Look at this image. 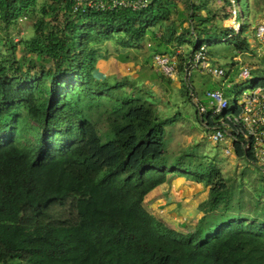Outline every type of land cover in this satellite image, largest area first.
<instances>
[{"label":"trees","instance_id":"trees-1","mask_svg":"<svg viewBox=\"0 0 264 264\" xmlns=\"http://www.w3.org/2000/svg\"><path fill=\"white\" fill-rule=\"evenodd\" d=\"M149 1L140 10L74 11L73 0H0V23L7 27L37 17L33 36L21 41L26 55L17 57L13 41L10 55H0V264H264V221L258 217L232 213L201 239L221 203L227 210L221 208L220 217L231 211L220 170H201L186 162V154L171 162L166 119L126 90V80L111 83L97 74L99 60L111 57L102 53L108 41L119 54L143 48L158 27L154 54L181 49V76L188 55L202 44L223 47L208 49L212 59L230 49L234 59L250 49L251 6L229 37L233 29L214 24L210 0H185L177 20L176 1ZM220 1L230 17L229 0ZM257 5L255 18L264 13V0ZM229 73L210 89L222 88L231 98ZM254 86H264V77ZM175 172L210 187L201 204L209 209L186 234L144 204Z\"/></svg>","mask_w":264,"mask_h":264},{"label":"rangeland","instance_id":"rangeland-1","mask_svg":"<svg viewBox=\"0 0 264 264\" xmlns=\"http://www.w3.org/2000/svg\"><path fill=\"white\" fill-rule=\"evenodd\" d=\"M174 1H176L177 9L174 11L173 18L177 20V18H180L181 13L185 11L186 3L185 0ZM257 1L260 0H237L239 11L238 22L241 25L245 23L246 17L249 14V4L251 6L253 25L250 27L249 32L250 49L244 53H240L234 59H232L234 51L231 49L227 52L219 51V54L214 55L226 70H230L229 78L225 81V84L230 83L231 85V97L234 94L241 96L244 92H249L254 86L255 78L264 77V44H260L255 37V26L264 17V13H259L255 18V11L258 9ZM209 4L213 12L217 14L214 24H218L220 28H233V25L236 23L233 18L225 17L226 10L223 8V3L218 0H210ZM37 14L39 15V13ZM36 18V16L30 15L23 16L16 24L9 27L0 23V55L5 57L10 55L9 43L11 41L19 44L16 53L18 58L26 55L21 41L33 36ZM160 33L161 28L158 27L154 33H150L145 38L143 48L131 49L129 51L128 49H124L120 51L122 54L118 53V46L115 41H108L103 46L102 53L107 52L111 56H118V58L123 59V62L126 63V60L129 59V63L125 64L121 69L118 66L119 64L109 65L110 63L107 61L108 64L105 70L111 75L109 77L110 82L114 83L118 79L126 80V90L153 104L158 116L166 119V146L171 162H174L178 156L186 154L188 155L186 162L192 161L200 169L202 168L201 170L208 171L209 165L220 170V177L223 178L222 180L227 187L225 194L230 196L231 211L225 217H220L222 216L221 208L225 204L221 203L219 208L211 213V215L218 218L201 239L205 238L207 233L214 232L220 223H225L232 218V213L238 216H249L250 218L255 216L258 217L256 221H264V215L261 217V213L264 214V174L260 166L249 162L245 158L238 157L235 152L227 154L223 144L214 143L209 139V130L204 127L197 117L196 107L187 94V85L182 81L181 72H178L175 79L160 76L153 56L155 52L153 50L157 47ZM187 37L188 40H195L192 35H187ZM210 48L214 51L223 49L222 46L218 45H214L213 47L208 46V49ZM165 49L168 50L169 48H161L162 51ZM236 61L238 64L235 63ZM49 65L46 64V66ZM243 65H248L252 68V75L247 79L239 77ZM39 69L38 65L36 71ZM191 80L200 93V97L203 98V91L210 89L215 83L221 84L225 80V77L204 75L194 70ZM172 175L174 178H177L175 176H180L178 172L172 173ZM184 177L187 178L186 182L179 181L178 179L175 181L182 185L178 191L183 192L184 189L188 191L186 196L179 198V200H183V204H188L186 205L187 208L170 209V207L168 208L165 205H158L161 203L160 201L153 203L146 201V199L144 204L151 213L166 225L180 233L186 234L195 229L197 218L205 213V208L209 209V206L201 208V204L208 200L210 187L204 183H197L188 176ZM217 179L222 181L219 178ZM216 180L214 181L215 183L217 182ZM200 186L204 190L198 189L201 188ZM197 194L201 195L198 196ZM203 197L204 199H202ZM175 198L178 199V197ZM199 201L202 202L197 206ZM176 203L179 204L181 201ZM201 209L204 210L202 211ZM222 209L223 212L227 210L226 207ZM8 264L27 263L15 260Z\"/></svg>","mask_w":264,"mask_h":264},{"label":"built area","instance_id":"built-area-1","mask_svg":"<svg viewBox=\"0 0 264 264\" xmlns=\"http://www.w3.org/2000/svg\"><path fill=\"white\" fill-rule=\"evenodd\" d=\"M74 11L93 9L97 11L131 9L140 10L146 8L149 0H73ZM230 2V17L236 24L229 37L239 32L241 24L238 22V7L236 0ZM256 39L264 44V17L256 26ZM178 49L176 55L154 54V62L157 70L168 78L175 79L178 69ZM213 77H225L226 69L216 60L212 59L208 52V45L202 44L192 49L187 58L182 80L187 85L190 100L196 107L199 121L209 130V139L217 144H223L227 154L237 150L241 152L249 162L259 165L264 174V86H253L249 92L240 95L234 94L227 97L224 89H207L203 98L192 82L193 71ZM252 68L243 65L239 77L247 79L251 77ZM231 88L230 83L226 84ZM250 155V156H249Z\"/></svg>","mask_w":264,"mask_h":264},{"label":"crops","instance_id":"crops-1","mask_svg":"<svg viewBox=\"0 0 264 264\" xmlns=\"http://www.w3.org/2000/svg\"><path fill=\"white\" fill-rule=\"evenodd\" d=\"M218 1H220V0H218ZM260 20L257 22V24L260 22ZM174 44L175 43L169 44V48L170 49H173L174 48L173 47ZM185 46L187 47V45H185ZM182 48H184V46ZM168 54H170V53H168ZM213 59L216 60V61H218L215 57ZM107 61H109V63H110L109 65L119 64L118 66H119L120 69L125 64H128L129 63L128 61H127V63L126 62H123L120 58H118V56L117 57L111 56L108 59H100L99 62H98V71H97V74H98V77L99 78H106V77H110L111 76L105 70L106 65L108 64ZM175 177H177V178H174V176L170 177V179L167 182L163 183L162 185L158 186L153 191H151L147 195L146 201H151L153 203L156 202V201H160L161 203L158 204V205H160V206L161 205H165L168 208L170 207V209L171 208H178V209L187 208L186 205H188V204H183L182 203L183 200H179V198L180 197H183V196H186V194H187L188 191H187V189H184L183 192L178 191L179 188L182 185H181V183H178L177 181H175L176 179H178L179 181H185L186 182L187 181V178H185L184 176H175ZM185 182H182V183H185ZM200 187L201 188H198V189L204 190V188H202V186H200ZM203 193H204V191H203ZM197 195L200 196L201 194H197ZM175 197H178V199H176ZM202 199H204V197ZM178 201H181V203H179V204L176 203ZM202 201H204V200H202ZM202 201H199L197 203V206ZM203 215H204V213L197 218V222H198V220Z\"/></svg>","mask_w":264,"mask_h":264},{"label":"clouds","instance_id":"clouds-1","mask_svg":"<svg viewBox=\"0 0 264 264\" xmlns=\"http://www.w3.org/2000/svg\"><path fill=\"white\" fill-rule=\"evenodd\" d=\"M190 98V97H189ZM238 156V155H237ZM247 160V159H246Z\"/></svg>","mask_w":264,"mask_h":264}]
</instances>
